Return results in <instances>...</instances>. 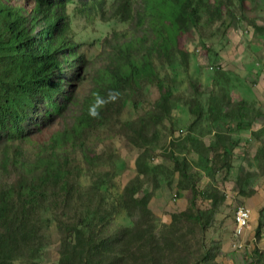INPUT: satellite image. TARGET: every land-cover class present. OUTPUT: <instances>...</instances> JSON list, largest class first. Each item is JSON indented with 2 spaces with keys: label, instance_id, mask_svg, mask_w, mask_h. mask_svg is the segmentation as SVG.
<instances>
[{
  "label": "trees",
  "instance_id": "trees-1",
  "mask_svg": "<svg viewBox=\"0 0 264 264\" xmlns=\"http://www.w3.org/2000/svg\"><path fill=\"white\" fill-rule=\"evenodd\" d=\"M81 2L87 16L97 11L102 20H129V27L114 28L105 38L112 51L105 54L103 64L93 69L92 85L81 99L73 122L39 144L25 129L31 108L39 101L47 118L61 113L66 105L58 98L65 94L63 66L74 64L86 70L104 52L85 58L61 2L35 0L26 11L0 0V133L5 136L0 165L5 173L16 174L12 181L0 183V264H43L38 256L48 240L50 214L58 210V264H210L212 249L205 243L196 245L194 234L222 222L216 214L227 195L210 183L200 187L184 154L180 158L173 150L171 159L173 169L180 174L178 183L191 192L187 207L175 211L171 220L155 231L148 206L151 192L134 195L138 187H132L131 180L125 185L122 206L137 219L130 227L109 232L105 229L107 221L100 219L101 199L95 197L100 191V177L83 184L80 162L69 150H79L86 161L96 162L100 156L89 150L86 132L99 122L109 121L124 95H129L136 106L137 95L147 84H153L159 97L146 111L147 118L142 115L124 121L129 141L138 146L145 144L147 119L157 123L170 117L173 99L178 95L177 81L169 68L178 61L187 72L189 51L184 39L200 25L202 9L207 21L218 18L223 0H142L138 7L134 0H114L110 13L103 0ZM188 76L193 94L185 103L190 114L200 116L202 107L196 97L200 82ZM207 111L211 118L236 121L237 127L264 117L254 103L245 98L231 101L218 87L209 90ZM214 135L213 142L205 145L187 134L186 139L197 145L199 154L203 149L211 151V155L199 157L202 171L216 167L217 156L222 160L220 166L231 165L227 147L230 138L225 132L216 131ZM26 142L38 146L33 158L24 153ZM257 156L264 160V148ZM263 211L264 204L258 210L255 235L260 234ZM18 259L22 261L18 263Z\"/></svg>",
  "mask_w": 264,
  "mask_h": 264
},
{
  "label": "rangeland",
  "instance_id": "rangeland-1",
  "mask_svg": "<svg viewBox=\"0 0 264 264\" xmlns=\"http://www.w3.org/2000/svg\"><path fill=\"white\" fill-rule=\"evenodd\" d=\"M6 1L28 11L35 0ZM50 1L64 4L74 37L80 43V51L85 58H95L99 52H104V55L89 64L86 70L74 64L63 66L62 93L65 94H60L58 98L66 105L61 113L47 118L39 101L31 108L25 129L39 144H44L52 133L73 122L79 112L81 99L92 85L93 69L103 64L105 54L112 51L105 38L111 35L114 28L129 27V20H102L97 11L87 16L82 12L81 0ZM103 1L105 10L110 13V4L114 0ZM134 1L137 7L142 4V0ZM199 21L200 25L183 41L189 51L187 72L178 61L169 68L177 81L175 90L178 93L172 102L171 115L157 123L147 119V142L138 146L129 141V128H126L124 121L138 119L142 115L147 118L146 111L153 107L159 97V90L153 84H147L137 95L136 106L129 95H124L117 112L109 121L99 122L86 132L85 140L90 146L89 150L100 156L96 162L86 161L79 150L69 151L80 162L83 184L89 183L92 177H100L97 181L100 191L95 197L101 199L100 219L107 221L105 229L109 232L130 227L137 219L136 214L128 213L122 206L125 185L131 180H134L132 187H138L134 195L151 192L148 206L155 231L169 222L175 211L187 207L191 192L178 183L180 174L173 169L171 159L173 150L180 158L184 154L190 160L193 176L199 178L200 187L210 183L227 195L216 214L217 219L223 218L222 222L213 223L202 233L195 232L196 245L205 243L207 248L212 249L210 264H225L217 259V254L229 256L232 262L227 264H264L263 248H250L251 253L246 254L245 250L242 251L244 244H240L238 239L240 233L236 232L234 215V209L244 204L250 209L249 222L254 221L256 211L246 198L256 189L264 191V160L257 156L259 149L264 148V121L256 129L250 128L251 124L247 123L237 127L236 121L226 117L211 118L207 111L209 90L218 87L224 90L231 101L245 98L264 112V0H223L222 13L218 18L207 21V15L202 9ZM216 62L221 65V70L209 67L210 63ZM188 75L200 82V90L196 95L202 107L200 116L190 114L185 103L186 98L193 94ZM216 131L225 132L230 138L231 143H224L228 144L231 165L227 168L220 166L222 160L217 156L216 167L202 171L198 166L199 157L206 153L211 155V151L203 149L199 154L196 151L197 145L186 139L187 134L190 133L208 145L213 142ZM4 144V133H0V161ZM37 148L34 142H26L24 153L33 158ZM15 176L14 172L2 171L0 165V183L10 182ZM263 204L264 201L261 206ZM199 205L204 209L203 204ZM60 213L58 210L57 214H50L48 240L38 256V261L43 264H58L61 237L56 221ZM261 221V231L264 232V211ZM20 261L17 260L18 263Z\"/></svg>",
  "mask_w": 264,
  "mask_h": 264
},
{
  "label": "crops",
  "instance_id": "crops-1",
  "mask_svg": "<svg viewBox=\"0 0 264 264\" xmlns=\"http://www.w3.org/2000/svg\"><path fill=\"white\" fill-rule=\"evenodd\" d=\"M263 121H264V117L254 119L253 122L251 123L250 128H255L256 126H260ZM263 196H264V191L261 189L260 190L256 189L251 194H249V196H247V198H246V199L250 200V203L253 206V210L256 212L254 215V221H252L251 223L249 222L248 226L240 233V235L238 237L240 244H244L242 251L245 250V254L248 252L251 253L250 248H252V250L255 248H259V249L263 248L264 249V232L260 231L259 235L254 234V228L258 222L257 209L261 206V204L264 201ZM240 244H239V246H240ZM216 257L219 261H221L222 263H225V264L232 262V261H230L232 259H230L229 256H225L224 254H222V255L217 254Z\"/></svg>",
  "mask_w": 264,
  "mask_h": 264
},
{
  "label": "built area",
  "instance_id": "built-area-1",
  "mask_svg": "<svg viewBox=\"0 0 264 264\" xmlns=\"http://www.w3.org/2000/svg\"><path fill=\"white\" fill-rule=\"evenodd\" d=\"M210 68H219L221 67V65L219 63H210L209 64ZM234 215L237 218V233H241V231H243L242 229H244L245 227L248 226V215H250V209L248 206L244 205V204H239L238 205V209H235L234 211Z\"/></svg>",
  "mask_w": 264,
  "mask_h": 264
},
{
  "label": "bare ground",
  "instance_id": "bare-ground-1",
  "mask_svg": "<svg viewBox=\"0 0 264 264\" xmlns=\"http://www.w3.org/2000/svg\"><path fill=\"white\" fill-rule=\"evenodd\" d=\"M249 218H250V215H248V223H249ZM235 223H236V230H237V218H236V216H235Z\"/></svg>",
  "mask_w": 264,
  "mask_h": 264
}]
</instances>
